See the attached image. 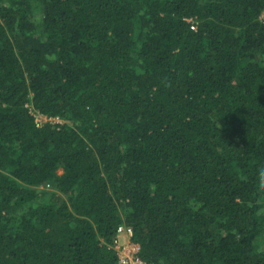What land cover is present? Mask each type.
<instances>
[{
    "label": "trees",
    "instance_id": "1",
    "mask_svg": "<svg viewBox=\"0 0 264 264\" xmlns=\"http://www.w3.org/2000/svg\"><path fill=\"white\" fill-rule=\"evenodd\" d=\"M263 12L0 0V264H264Z\"/></svg>",
    "mask_w": 264,
    "mask_h": 264
},
{
    "label": "built area",
    "instance_id": "2",
    "mask_svg": "<svg viewBox=\"0 0 264 264\" xmlns=\"http://www.w3.org/2000/svg\"><path fill=\"white\" fill-rule=\"evenodd\" d=\"M35 122L36 125H42L45 122L61 123L57 118H47L41 115L35 116ZM132 236L131 228L123 225L117 228L116 237L112 245V249L117 256V264H149L139 257L140 247L132 241Z\"/></svg>",
    "mask_w": 264,
    "mask_h": 264
},
{
    "label": "rangeland",
    "instance_id": "3",
    "mask_svg": "<svg viewBox=\"0 0 264 264\" xmlns=\"http://www.w3.org/2000/svg\"><path fill=\"white\" fill-rule=\"evenodd\" d=\"M261 18L264 20V12H263V14H262Z\"/></svg>",
    "mask_w": 264,
    "mask_h": 264
}]
</instances>
